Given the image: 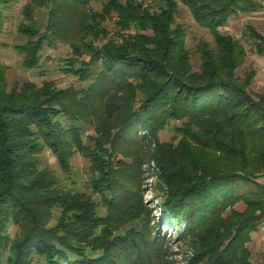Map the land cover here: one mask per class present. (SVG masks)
<instances>
[{
	"label": "trees",
	"instance_id": "1",
	"mask_svg": "<svg viewBox=\"0 0 264 264\" xmlns=\"http://www.w3.org/2000/svg\"><path fill=\"white\" fill-rule=\"evenodd\" d=\"M12 1L0 0V37ZM179 3L216 44L199 45L195 72ZM262 9L264 0H26L15 46L22 66L38 69L45 47L68 46L60 67L81 87L11 85L0 59V264H167L141 197L148 159L163 171L169 223L186 224L193 264H252L246 245L264 221V93H250L255 70L236 76L246 49L221 29ZM112 17L119 40L103 26ZM244 35L264 57V35L250 25ZM171 125L174 141L161 142ZM45 150L66 174L76 154L87 160L91 194L42 169ZM239 202L240 220L221 221Z\"/></svg>",
	"mask_w": 264,
	"mask_h": 264
},
{
	"label": "rangeland",
	"instance_id": "2",
	"mask_svg": "<svg viewBox=\"0 0 264 264\" xmlns=\"http://www.w3.org/2000/svg\"><path fill=\"white\" fill-rule=\"evenodd\" d=\"M25 2L26 0H13L9 5L6 11L4 34L0 37L1 42L7 44L6 48L0 50V59L3 64L10 68L9 81L11 85L16 82L23 83L26 81H33L41 85L43 81H54L59 88L63 89L69 86L81 87L75 77L65 74L60 67L59 61L70 56L71 50L68 46L54 45L45 47L42 53L41 66L38 69L28 70L22 66L23 55L15 49V46L23 43V39L17 33V26L21 19L22 6ZM146 2L148 5H154V0H146ZM94 10L101 12V6L94 5ZM177 22L185 26L187 34L186 45L191 54V64L194 72L198 71L200 58L197 48L201 43L206 42L211 49H216V44L209 30L196 24L191 13L180 3L178 5ZM248 25L264 35V9L251 14L234 16L221 31L239 40L245 47L246 60L242 67L237 70L236 76L243 78L247 72L255 70L256 77L250 87V93L253 97H256V95L264 93V57L258 55L254 46L246 39L244 30ZM103 26L110 33L108 39H120L119 34L116 35L118 27L116 26L115 17L108 19ZM131 34H134V31H131ZM103 42H108V40H101V43ZM141 135L147 139L146 151L150 155L154 154L156 144L153 142V138L147 132H142ZM174 137V125H171L159 135L161 142H173ZM40 167L56 171L61 178V183L68 189L91 194L89 189L90 164L80 154L75 155L70 174L61 171L57 158L49 150H45L42 153ZM143 171L144 181L140 190L143 206L149 211V217L154 227L153 233L165 240L168 256L166 258L168 260L167 264H193L197 256L192 241L185 235V222L181 220L178 225H171L168 221V213L161 207V202L168 197V187L161 179L163 171L153 159L145 161ZM261 181L264 182L263 180ZM95 199L97 202L102 200L99 196H95ZM245 211V203H236L222 212L220 220L225 221L233 218L239 221L240 219L236 217V214H242ZM56 216H58L57 213ZM164 219H166L165 222ZM215 229L211 230L210 235L217 234ZM15 231V227L10 225L9 232L12 236ZM223 238L225 237L222 236L221 239ZM250 238L251 241L246 246L251 254V263L264 264V229L261 224L251 234ZM6 260L7 257L5 258V264H7ZM34 264L41 263L38 259H35Z\"/></svg>",
	"mask_w": 264,
	"mask_h": 264
},
{
	"label": "built area",
	"instance_id": "3",
	"mask_svg": "<svg viewBox=\"0 0 264 264\" xmlns=\"http://www.w3.org/2000/svg\"><path fill=\"white\" fill-rule=\"evenodd\" d=\"M261 225H262V227H263V229H264V221L261 223Z\"/></svg>",
	"mask_w": 264,
	"mask_h": 264
}]
</instances>
